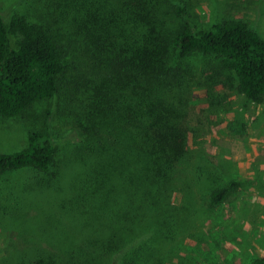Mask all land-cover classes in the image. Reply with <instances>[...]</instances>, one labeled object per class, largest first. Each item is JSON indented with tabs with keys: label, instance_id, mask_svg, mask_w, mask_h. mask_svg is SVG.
<instances>
[{
	"label": "trees",
	"instance_id": "trees-1",
	"mask_svg": "<svg viewBox=\"0 0 264 264\" xmlns=\"http://www.w3.org/2000/svg\"><path fill=\"white\" fill-rule=\"evenodd\" d=\"M57 6L60 27L0 14V119L62 94L69 60L75 52L86 60L92 87L80 101L84 122L75 124L86 162L77 184L86 233L67 261L149 264L155 236L172 230L170 215L160 219V210L169 205L187 154L190 58L214 59L216 75H232L237 91L260 105L264 39L240 19L198 27L193 0H62ZM55 161L47 133L31 131L25 149L0 154V173L48 174ZM239 186L230 181L213 191L211 205ZM113 219L122 226L112 228ZM149 220L154 225L142 226ZM252 264H264V256Z\"/></svg>",
	"mask_w": 264,
	"mask_h": 264
},
{
	"label": "rangeland",
	"instance_id": "rangeland-1",
	"mask_svg": "<svg viewBox=\"0 0 264 264\" xmlns=\"http://www.w3.org/2000/svg\"><path fill=\"white\" fill-rule=\"evenodd\" d=\"M61 1L0 0V14L6 21L20 15L60 27ZM193 6L200 28L240 19L264 39V0H193ZM84 62L76 52L69 60L70 83L62 94L21 116L0 119V154L25 149L31 131H45L56 147L48 174L33 169L0 173V264H68V253L85 237L87 215L77 184L86 162L75 126L84 122L80 101L92 87ZM215 62L201 56L189 61L187 154L169 205L160 210V219L171 217V234L155 236L149 264L157 258L165 264H252L264 256V206L253 201L264 198V103H249L232 84V75H216ZM230 181L240 186L227 201L212 206L211 193ZM148 223L154 225L149 220L142 226ZM120 224L113 219L111 226Z\"/></svg>",
	"mask_w": 264,
	"mask_h": 264
},
{
	"label": "crops",
	"instance_id": "crops-1",
	"mask_svg": "<svg viewBox=\"0 0 264 264\" xmlns=\"http://www.w3.org/2000/svg\"><path fill=\"white\" fill-rule=\"evenodd\" d=\"M253 201H254V203L260 202L264 206V198L260 199V200H258L257 198H254Z\"/></svg>",
	"mask_w": 264,
	"mask_h": 264
}]
</instances>
